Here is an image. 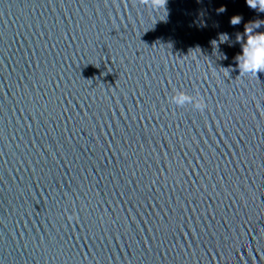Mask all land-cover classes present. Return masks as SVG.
<instances>
[{
    "label": "water",
    "instance_id": "95a60500",
    "mask_svg": "<svg viewBox=\"0 0 264 264\" xmlns=\"http://www.w3.org/2000/svg\"><path fill=\"white\" fill-rule=\"evenodd\" d=\"M254 20L0 0V264H264V73L234 60Z\"/></svg>",
    "mask_w": 264,
    "mask_h": 264
},
{
    "label": "clouds",
    "instance_id": "9594fccd",
    "mask_svg": "<svg viewBox=\"0 0 264 264\" xmlns=\"http://www.w3.org/2000/svg\"><path fill=\"white\" fill-rule=\"evenodd\" d=\"M246 3L250 8L264 12V0H246ZM221 11H224V9L221 8ZM241 19L240 15H235L231 17L230 23L233 25L239 24ZM262 28H264V21H250L247 28L245 26L244 34L237 39V42L240 43V51L236 54L234 60L241 75L264 73V30H259ZM226 74L229 75V72H226ZM171 100L178 107L189 103L198 111H203L206 107L202 99H196L182 90L175 91Z\"/></svg>",
    "mask_w": 264,
    "mask_h": 264
}]
</instances>
